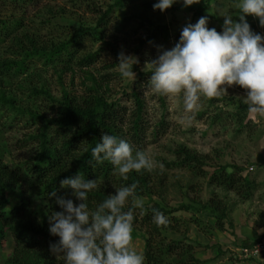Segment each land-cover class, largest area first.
Instances as JSON below:
<instances>
[{
  "label": "trees",
  "instance_id": "16d2710c",
  "mask_svg": "<svg viewBox=\"0 0 264 264\" xmlns=\"http://www.w3.org/2000/svg\"><path fill=\"white\" fill-rule=\"evenodd\" d=\"M124 2L125 0H114L103 11H96V7L93 6L91 9L99 13L96 26H81L63 40L54 41L52 38L43 40L37 35L23 32L13 37L7 50L9 55H0V130L12 128L15 123L22 120L28 124L25 134L18 141V146L21 149L26 148L25 152L28 155L22 161L11 164L6 162L4 157L9 155L10 151L7 145L0 143V247L5 243L7 233L11 234L13 241L12 252L3 264H66L63 255L55 256L50 251V244L57 243L59 237L50 234L48 217L54 211L61 210L55 198H51L49 193L56 191L59 196L75 199L72 195L73 190L62 188L60 181L76 174L97 181V188L88 194L87 203L90 211L95 210L109 195L115 194L116 189L133 183L138 185L136 189L138 198L162 196L167 179L164 170L168 168L185 169L195 178L207 177V184L213 187L208 199L190 197L191 191L196 194L200 188L194 183H189L187 185L189 191L184 192L188 194L190 200L188 203H181L178 208L209 212L215 218L214 229L219 230L226 218V208L223 201L215 197L216 190L220 188L234 191L243 199L252 196L255 189L253 181L242 176L240 169L235 166L234 169H229L228 167L232 166L228 163H219L215 164L211 171H206L203 166L209 159L208 154L191 150L181 144L173 150L172 159L158 157L161 162L158 161V166L152 172L133 171L127 180L115 171L110 161L99 163L93 158L91 150L100 142L102 133L128 141L135 154L137 151L144 152L145 145L163 135L169 124L163 107L159 119L154 122L146 111L141 88L143 82H146L145 79L149 81L145 75L151 76V71H138L136 64L133 65L136 79L126 81L120 92L130 103L123 104L120 97L113 96L108 84L109 75L96 76L91 71V67L97 62L99 50L82 53L78 48L70 49L73 44L78 45L80 36L88 31L94 40H102L103 31H99V27L103 29L110 19L112 10L115 7H122ZM179 2L174 3L172 7L178 8ZM60 11L62 14L64 8ZM195 16L197 19L191 24H195L202 16H207L209 21L211 15L199 10ZM49 21L47 19L43 22ZM185 26L175 31L173 41L170 42L168 26L157 23L154 29L158 31H155L156 33L152 31L141 38L139 47L157 36L164 37L170 42L169 46L174 47L179 42ZM139 47L135 49L138 50ZM35 60H41L43 65H51L60 82L63 73L73 74L78 70L82 74V91L72 93L61 83V95L58 98L54 97L47 83L36 77L39 73L33 64ZM13 81L18 83L21 92L10 91L9 83ZM25 86L27 89L23 90ZM25 91L29 92L27 96H32L34 101L38 98L48 100L51 105H47V108L54 113L49 114L34 101L33 104H25L21 95ZM218 100L219 97L207 99L206 102L207 105H213ZM160 102L163 106L161 95ZM247 112V104L241 102L236 109L230 111L227 118L242 123ZM221 117H225L222 108L214 111L208 118L209 125L220 121ZM161 163L164 165L163 171L159 168ZM11 193L16 194V199H10ZM165 206L161 200H154L152 203L147 201L144 202L143 209L137 208L134 212L133 227L145 230L144 264H164V257L167 254L174 257L171 260L174 261L172 264H203L204 262L194 255L192 243L168 239L165 234L160 233V229L166 227L156 226L153 222V210H159L165 215L167 212ZM190 219L198 227H202L200 218L192 216ZM202 229L206 234L210 232L209 229L203 227ZM260 241H264V231L252 241L245 240L242 245L251 247ZM261 264H264V260Z\"/></svg>",
  "mask_w": 264,
  "mask_h": 264
},
{
  "label": "rangeland",
  "instance_id": "374dc122",
  "mask_svg": "<svg viewBox=\"0 0 264 264\" xmlns=\"http://www.w3.org/2000/svg\"><path fill=\"white\" fill-rule=\"evenodd\" d=\"M113 2L114 0H33L31 2L0 0V55H9L7 50L13 37L23 32L37 35L43 40L52 38L58 41L69 37L81 26L95 27L99 15L96 11H103ZM157 2L158 0H125L122 7H115L112 10L106 26L103 29L99 27V31H103L102 40H94L91 32L88 31L80 36L79 46L77 44L70 46V49L78 48L82 53L99 50L97 62L91 67V71L96 76L109 75L108 84L113 96L120 97V102L123 104H128L130 101L125 95L121 96V89L126 81L133 79L121 75L118 66L121 52L138 60L136 63L138 71H151L152 66H146L147 62L157 58L162 49L172 48L169 43L173 41L175 31L184 25L194 23L197 19L195 16L197 11L210 14L208 27H214L218 32H222L223 16L228 15L238 19L241 14L238 8L240 0L210 2L200 0L190 7H185L182 0L178 8L171 7L163 12L154 9L153 5ZM93 6L96 7V11L91 9ZM63 8L64 12L61 14L60 10ZM47 19L50 21L43 22ZM247 20L254 32L264 35V27L260 26L258 19L248 16ZM157 23L168 26L170 42L162 36H157L139 47L141 38L152 31H158L154 29ZM137 47L138 50L135 49ZM33 64L36 72L39 73L36 77L41 82L47 83L54 97L58 98L61 95V83L72 93L82 91V74L78 70L73 74L63 73L60 82L51 65H43L41 60H35ZM133 71L136 73L134 68ZM145 76L150 79L148 74ZM145 81L141 91L148 116L152 122L158 120L163 107L169 123L163 135L153 142L150 140V144L145 145L144 152L156 165L158 161L161 162L158 157L172 159L173 150L181 144L191 150L208 154L209 159L203 166L204 170L211 171L215 168V164L228 163L232 166L228 167L229 169L235 167L240 169L241 175L252 180L255 186L252 196L248 199L241 198L234 191L220 188L216 190L215 197L221 199L226 208V218L219 230V228L214 229L215 218L209 212H196L194 209L186 211L178 208L181 203H188L190 200L188 194L184 192L189 191L187 189L189 183H194L200 188L196 194L191 191L190 197L208 199L213 187L207 184V177L195 178L185 169H165L167 179L162 189V196L140 197L144 202L161 200L166 205L165 216L169 220L168 225L171 226L160 229V233L165 234L168 239L192 243L194 255L203 261V264H261L263 258L260 255V257L256 256V260L244 258L240 255L239 248L244 247L242 244L245 240L252 241L264 231V117L247 112L242 123L227 118L230 111L236 109L239 103H245L247 91L238 85L228 88V93L219 97L215 103H218L216 107L215 104L207 105V98L202 97L200 108L195 114H190L185 111L182 95L177 97L161 95L164 101L162 106L160 94L152 92L148 81L146 79ZM9 86L12 92L22 91L16 81L10 82ZM25 89L27 86L23 90ZM28 93L25 91L21 94L23 101L25 104H33L34 99L32 96H27ZM42 99L38 98L34 103H38V107L46 109L49 114L54 113L47 108L51 103ZM220 108L225 117L209 125L208 118ZM188 117L192 118L188 119ZM27 125L22 120L15 123L12 128L0 130V143L7 145L10 151V154L4 157L6 162L11 164L22 161L28 156L25 152L26 148L21 149L18 146V141L25 134ZM110 187L112 188V185ZM9 196L11 200L16 199L15 193ZM192 216L200 218L202 227L209 229L210 232L206 234L202 227L190 221ZM133 232V247L143 254L145 230L136 226ZM12 246L11 234L7 233L5 243L0 247V264H3L11 254ZM172 258L174 257L165 255L164 264H172L174 262L171 261Z\"/></svg>",
  "mask_w": 264,
  "mask_h": 264
},
{
  "label": "clouds",
  "instance_id": "9594fccd",
  "mask_svg": "<svg viewBox=\"0 0 264 264\" xmlns=\"http://www.w3.org/2000/svg\"><path fill=\"white\" fill-rule=\"evenodd\" d=\"M177 2L158 0L153 7L163 12ZM199 2L183 0L185 7ZM238 8V19L223 16L222 32L208 27L207 16L183 27L174 47L162 49L157 58L147 62L146 66H152L149 89L168 97L182 95L185 111L195 114L202 97L218 98L238 85L247 91L248 112L264 117V35L254 32L247 20L252 16L264 27V0H240ZM136 63V58L121 52L118 66L122 77L136 79ZM91 151L97 162L110 161L125 180L133 171L152 172L157 166L145 152L134 154L128 141L107 133H102ZM159 168L163 171L164 165L159 164ZM60 186L73 190L75 199L59 196L56 191L49 193L62 209L48 217L50 234L59 237L57 243L50 244L53 255H63L66 264H144L145 256L133 247L134 212L144 206L136 195L137 184L116 189L93 211L87 201L88 194L97 188L95 179L76 174L62 179ZM153 222L157 227L169 224L156 209Z\"/></svg>",
  "mask_w": 264,
  "mask_h": 264
},
{
  "label": "built area",
  "instance_id": "2783aa9c",
  "mask_svg": "<svg viewBox=\"0 0 264 264\" xmlns=\"http://www.w3.org/2000/svg\"><path fill=\"white\" fill-rule=\"evenodd\" d=\"M239 252L244 258L256 260V256L260 255L263 258L262 260H264V241L256 242L251 247L239 248Z\"/></svg>",
  "mask_w": 264,
  "mask_h": 264
}]
</instances>
